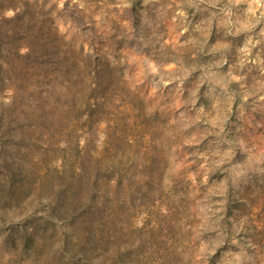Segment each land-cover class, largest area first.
Instances as JSON below:
<instances>
[{
    "label": "rangeland",
    "instance_id": "374dc122",
    "mask_svg": "<svg viewBox=\"0 0 264 264\" xmlns=\"http://www.w3.org/2000/svg\"><path fill=\"white\" fill-rule=\"evenodd\" d=\"M58 194L89 264H264V0H0V264H83Z\"/></svg>",
    "mask_w": 264,
    "mask_h": 264
},
{
    "label": "trees",
    "instance_id": "16d2710c",
    "mask_svg": "<svg viewBox=\"0 0 264 264\" xmlns=\"http://www.w3.org/2000/svg\"><path fill=\"white\" fill-rule=\"evenodd\" d=\"M71 196H56L55 218L63 219L71 226L76 222L84 224L82 231L85 232V243L83 246V264H89L90 257L99 250L101 246L106 244L105 237H102L101 232L97 231L90 225L88 218L90 217L89 208L87 205H76L72 200H68ZM91 212V211H90ZM92 213V212H91Z\"/></svg>",
    "mask_w": 264,
    "mask_h": 264
}]
</instances>
